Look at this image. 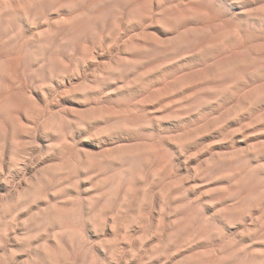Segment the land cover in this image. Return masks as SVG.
<instances>
[{"label": "clouds", "instance_id": "1", "mask_svg": "<svg viewBox=\"0 0 264 264\" xmlns=\"http://www.w3.org/2000/svg\"><path fill=\"white\" fill-rule=\"evenodd\" d=\"M0 264H264V0H0Z\"/></svg>", "mask_w": 264, "mask_h": 264}]
</instances>
